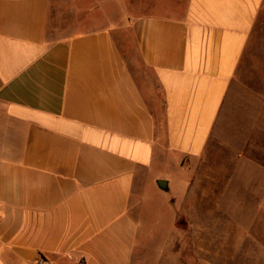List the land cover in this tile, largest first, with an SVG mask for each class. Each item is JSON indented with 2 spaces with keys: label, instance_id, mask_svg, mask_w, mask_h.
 Instances as JSON below:
<instances>
[{
  "label": "crops",
  "instance_id": "obj_1",
  "mask_svg": "<svg viewBox=\"0 0 264 264\" xmlns=\"http://www.w3.org/2000/svg\"><path fill=\"white\" fill-rule=\"evenodd\" d=\"M54 3L0 0V264H135L137 186L239 127L264 0H102L61 36Z\"/></svg>",
  "mask_w": 264,
  "mask_h": 264
},
{
  "label": "rangeland",
  "instance_id": "obj_2",
  "mask_svg": "<svg viewBox=\"0 0 264 264\" xmlns=\"http://www.w3.org/2000/svg\"><path fill=\"white\" fill-rule=\"evenodd\" d=\"M100 1L55 0L50 30L82 33L95 15L104 23ZM238 84L245 99L239 127L225 128L199 159H184L180 167L173 156V164L155 165L146 189L137 186L135 264H264V10ZM157 180L168 181L169 190L158 189Z\"/></svg>",
  "mask_w": 264,
  "mask_h": 264
},
{
  "label": "water",
  "instance_id": "obj_3",
  "mask_svg": "<svg viewBox=\"0 0 264 264\" xmlns=\"http://www.w3.org/2000/svg\"><path fill=\"white\" fill-rule=\"evenodd\" d=\"M157 185L161 190L167 191L169 190V183L165 180H157Z\"/></svg>",
  "mask_w": 264,
  "mask_h": 264
},
{
  "label": "built area",
  "instance_id": "obj_4",
  "mask_svg": "<svg viewBox=\"0 0 264 264\" xmlns=\"http://www.w3.org/2000/svg\"><path fill=\"white\" fill-rule=\"evenodd\" d=\"M37 264H50V263L45 262V261H43V260H39V261L37 262Z\"/></svg>",
  "mask_w": 264,
  "mask_h": 264
}]
</instances>
